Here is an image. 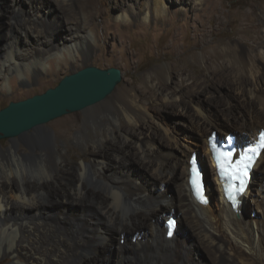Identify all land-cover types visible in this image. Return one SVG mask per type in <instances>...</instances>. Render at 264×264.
Instances as JSON below:
<instances>
[{"label": "bare ground", "instance_id": "obj_1", "mask_svg": "<svg viewBox=\"0 0 264 264\" xmlns=\"http://www.w3.org/2000/svg\"><path fill=\"white\" fill-rule=\"evenodd\" d=\"M218 1L0 0V97L15 93L16 83L65 73L68 65L69 73L81 70L117 38L123 47L131 44L129 34L172 26L177 16L199 31L201 51L192 61L203 72H190L178 56L140 72L146 91L124 80L81 111V124L57 119L0 148V263L206 264L201 248L211 264H264V148L232 210L208 142L214 129L220 139L234 137L242 152L264 131V3L241 13L238 38L223 40L215 37L222 25ZM205 16L216 25L204 26ZM217 49L227 66L215 64ZM186 74L191 86L181 89L177 77ZM191 88L234 93L236 103L206 111L207 99ZM175 108L183 116L193 110L195 136L185 143L160 120ZM70 144L82 151L73 163L66 158ZM193 159L204 204L190 186Z\"/></svg>", "mask_w": 264, "mask_h": 264}, {"label": "rangeland", "instance_id": "obj_2", "mask_svg": "<svg viewBox=\"0 0 264 264\" xmlns=\"http://www.w3.org/2000/svg\"><path fill=\"white\" fill-rule=\"evenodd\" d=\"M263 1L264 0H221V1H218L216 3L217 10H219V15H220V19H218V21H221L222 25L220 26L219 30L216 31L217 33L215 34V37L219 39H223V40H229V39L232 40V39H236V37L238 38L237 31L240 28V25H238V20L241 16V13L251 12L252 9L254 8L256 9L261 8V4L264 3ZM97 2L100 3L101 0H97ZM204 5L205 3L203 2L200 8L201 7L203 8ZM55 12H58V11H55ZM185 22L186 21L183 20V16L181 17L177 16L172 26L170 25L167 26V25H164V23L158 22L160 23L159 26L155 28H151V26H149L148 28L145 29L144 33L138 36L133 37L132 34H129L128 37L129 38L132 37L131 44L126 43L123 47L119 45L118 38H117V42L115 41L114 45L105 44L106 45L105 48H101V50H98L97 54L93 57L92 62L87 65L94 66L99 69L117 68L121 71L122 79H121V82L116 86V88L120 86L122 82H124L125 80V81H131V83L134 86H137L139 89H144L145 91L147 90L148 87L144 85L143 81L141 80L140 74L159 64L167 63L171 65L176 61L178 56H180L181 58V66L186 67L187 69L189 68L190 72H193L195 74L197 72L198 74L199 73L201 74L203 73L201 70V67L197 66L192 61V56L198 53L199 51H201L199 47V43L197 42L195 38L197 37L196 34H199V31L198 30L194 31L193 27L190 24H186ZM203 22H204V26L206 27L207 25L215 26L217 19H215V17L211 19L205 16V20H203ZM254 23H258V20L255 19ZM120 29H122V27H120ZM261 29H262V32L260 36H262V38L264 39V23ZM98 33L101 35H105L107 33V30L106 28L101 26ZM176 33L179 34L180 36L179 39H176V36H175ZM247 43H249V41H247ZM209 51H212V50L210 49ZM216 52L218 56L214 60L215 64L216 65L226 64L227 66V61L221 56L220 49H217ZM86 66H84V68H86ZM70 70H71L70 65H68L66 67L65 73L64 72L53 73L51 75L45 76L42 80H37L28 85H20L19 83L14 84V87H13L15 88L14 92L16 93L17 91H19L20 93H16V94L11 93L10 95L0 97V109L5 108L10 102L22 101L34 95L42 94L47 89L54 88L63 77L72 74V73H69ZM187 75L188 74L183 76V78L177 77L179 78L181 89L189 88L191 86L190 85L191 80L189 79ZM169 82L163 83V87L170 86ZM191 90L193 92L198 91L200 93L199 97L201 98L205 97L207 99L202 105V109L206 111L224 108L223 106L227 101H230L232 104L236 103V100L234 99V93L232 96L228 93H225L221 89L220 90L219 89L209 90L207 88L206 90L202 91L201 88H191ZM25 92H29V93H25ZM186 100L187 99H184V101ZM178 110L179 109H176V108H175V112L174 110H171L172 111L171 114H168V115L165 114L166 116H163L160 120L162 123H165V124L167 123V127L170 128L171 132L178 139V141L185 143L186 141L190 140V138L192 139L195 136V132L192 129L193 126L190 124L191 122H189L190 121L189 118H190V115L193 113V110L191 108H188L186 112L187 115L185 116L179 114ZM69 116L75 118L76 121L78 120L77 122L78 123L80 122L79 124H81L84 119L82 118L84 117V113L82 112H75V113L67 114L57 119L60 120V119H63ZM57 119H54L50 121L49 123L51 124L55 120L57 121ZM49 123L45 125H48ZM212 132H217V134L222 137V134H220L217 130L213 129ZM203 140H205V138ZM9 145H10V142L7 140L0 141V148H5ZM68 146L70 147V149L71 148L72 149L71 150L69 149V154L66 157L67 160L72 163L78 161L79 155L82 154L80 147L78 146L74 147L73 144H70ZM199 146H202L198 148L201 150V154H203L204 148H203L202 140ZM172 151L177 152V150L175 149H172ZM197 152L198 154H200L199 150ZM204 164H205V167H207V170H208L207 172H209V168L211 167V165H210V162L208 161V158L205 159ZM210 179L211 178L210 177L208 178V175H207V181H209ZM100 218L101 217H99V219ZM126 238L129 241L128 235H126ZM200 250L203 253L202 257L205 263L211 264L212 263L211 255L208 252L203 251L201 248ZM0 264H7V263L2 261Z\"/></svg>", "mask_w": 264, "mask_h": 264}, {"label": "water", "instance_id": "obj_3", "mask_svg": "<svg viewBox=\"0 0 264 264\" xmlns=\"http://www.w3.org/2000/svg\"><path fill=\"white\" fill-rule=\"evenodd\" d=\"M121 79L117 68L88 66L63 77L54 88L42 94L10 102L0 109V141L22 139L54 119L100 103Z\"/></svg>", "mask_w": 264, "mask_h": 264}, {"label": "snow or ice", "instance_id": "obj_4", "mask_svg": "<svg viewBox=\"0 0 264 264\" xmlns=\"http://www.w3.org/2000/svg\"><path fill=\"white\" fill-rule=\"evenodd\" d=\"M259 148H264V134H261V141ZM215 150V145H213ZM259 155L257 148L249 149L244 156L241 157L240 161L236 162L235 166L230 163L231 154H227L224 157L223 164L221 163L220 156H217V165L220 168V175L222 179H225L228 176L229 179L239 180V188L234 184L226 187V194L230 200L235 202V197L237 192H242L244 190V183L248 175V170L251 168L254 163V158ZM224 164H227V168L224 167ZM195 183V181H193ZM171 235V232H169Z\"/></svg>", "mask_w": 264, "mask_h": 264}, {"label": "flooded vegetation", "instance_id": "obj_5", "mask_svg": "<svg viewBox=\"0 0 264 264\" xmlns=\"http://www.w3.org/2000/svg\"><path fill=\"white\" fill-rule=\"evenodd\" d=\"M206 139H207V137H206ZM199 149V148H198ZM200 150V149H199ZM200 152H201V150H200Z\"/></svg>", "mask_w": 264, "mask_h": 264}, {"label": "trees", "instance_id": "obj_6", "mask_svg": "<svg viewBox=\"0 0 264 264\" xmlns=\"http://www.w3.org/2000/svg\"><path fill=\"white\" fill-rule=\"evenodd\" d=\"M175 218V216H173ZM176 219V218H175Z\"/></svg>", "mask_w": 264, "mask_h": 264}]
</instances>
